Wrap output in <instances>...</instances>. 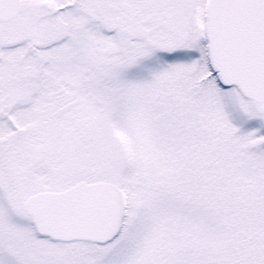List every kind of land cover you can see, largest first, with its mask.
<instances>
[{"label": "snow or ice", "instance_id": "obj_1", "mask_svg": "<svg viewBox=\"0 0 264 264\" xmlns=\"http://www.w3.org/2000/svg\"><path fill=\"white\" fill-rule=\"evenodd\" d=\"M0 264H264V0H0Z\"/></svg>", "mask_w": 264, "mask_h": 264}]
</instances>
